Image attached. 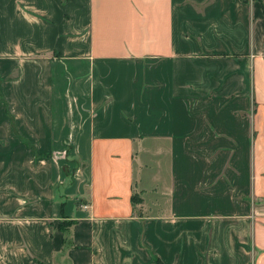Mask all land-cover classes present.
Instances as JSON below:
<instances>
[{
  "label": "crops",
  "instance_id": "obj_1",
  "mask_svg": "<svg viewBox=\"0 0 264 264\" xmlns=\"http://www.w3.org/2000/svg\"><path fill=\"white\" fill-rule=\"evenodd\" d=\"M0 264H264V0H0Z\"/></svg>",
  "mask_w": 264,
  "mask_h": 264
},
{
  "label": "built area",
  "instance_id": "obj_2",
  "mask_svg": "<svg viewBox=\"0 0 264 264\" xmlns=\"http://www.w3.org/2000/svg\"><path fill=\"white\" fill-rule=\"evenodd\" d=\"M83 208H86V206H83Z\"/></svg>",
  "mask_w": 264,
  "mask_h": 264
}]
</instances>
